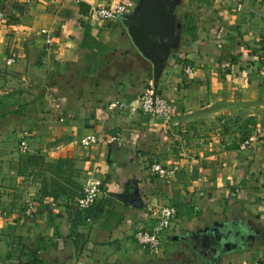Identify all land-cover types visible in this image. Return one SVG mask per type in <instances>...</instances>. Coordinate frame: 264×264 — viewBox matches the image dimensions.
I'll return each instance as SVG.
<instances>
[{
    "label": "crops",
    "instance_id": "0c3cea01",
    "mask_svg": "<svg viewBox=\"0 0 264 264\" xmlns=\"http://www.w3.org/2000/svg\"><path fill=\"white\" fill-rule=\"evenodd\" d=\"M120 1L0 0V252L11 234L49 264L264 262V140L241 148L264 128V0H185L157 87L171 123L139 107L153 63L121 19L93 13ZM88 178L103 191L81 214L71 206ZM169 205L151 255L136 233Z\"/></svg>",
    "mask_w": 264,
    "mask_h": 264
},
{
    "label": "built area",
    "instance_id": "2783aa9c",
    "mask_svg": "<svg viewBox=\"0 0 264 264\" xmlns=\"http://www.w3.org/2000/svg\"><path fill=\"white\" fill-rule=\"evenodd\" d=\"M32 1V0H30ZM137 0H126L115 2L110 6L97 7L93 10V13L102 19H121L122 16L131 12L136 6ZM234 7L241 11L244 7V0H232ZM1 18V13H0ZM47 42H51V37L47 38ZM10 62H14V59H10ZM186 71L191 72L189 65L185 66ZM124 107L125 104L120 100H116L111 103V107ZM140 110L154 119L162 120L166 123H171L174 117L173 103L164 95L158 92V89L154 85L147 88L141 96L139 103ZM29 132L24 131L20 141L19 150L21 152H27ZM261 138L264 140V128H258L256 133L246 138L241 148H249L258 142ZM108 142H116L119 145L122 144L121 132H116L113 136L109 137ZM82 144L89 145L91 143L98 142V137L94 135H88L81 140ZM153 169L160 172L162 175L165 171L160 165L154 164ZM103 191L102 183L95 178H88L85 180L81 195L76 199L77 205L82 209H88L92 207L101 192ZM30 211L33 207L29 208ZM177 208L173 205L164 206L159 209L158 222L151 228H140L136 233V240L139 245L146 248L151 255H157L161 250V235L163 231L167 230L173 224L177 216ZM254 264H264L263 261L257 260Z\"/></svg>",
    "mask_w": 264,
    "mask_h": 264
},
{
    "label": "water",
    "instance_id": "95a60500",
    "mask_svg": "<svg viewBox=\"0 0 264 264\" xmlns=\"http://www.w3.org/2000/svg\"><path fill=\"white\" fill-rule=\"evenodd\" d=\"M185 0H138L121 20L133 43L154 65L155 88L169 57L180 43L179 8Z\"/></svg>",
    "mask_w": 264,
    "mask_h": 264
},
{
    "label": "rangeland",
    "instance_id": "374dc122",
    "mask_svg": "<svg viewBox=\"0 0 264 264\" xmlns=\"http://www.w3.org/2000/svg\"><path fill=\"white\" fill-rule=\"evenodd\" d=\"M10 238H12L9 242L10 246L7 248L6 252L1 253L0 252V264H19L20 260H23L24 262L29 260L31 257L29 254L30 251L38 249V248H42V245H40L39 242L35 241L34 239H32L31 236L26 237L24 240L19 241L18 239L15 238V236L10 234ZM38 239H40L38 237ZM22 242V246L21 243ZM24 245L27 246V249H24ZM56 257H60V254L57 252L56 253ZM39 256L41 258V260L43 261L42 263L39 264H46L48 262H46L44 260V258H46V256L43 254V252H39ZM49 264V263H48ZM56 264H60L59 262H57Z\"/></svg>",
    "mask_w": 264,
    "mask_h": 264
},
{
    "label": "trees",
    "instance_id": "16d2710c",
    "mask_svg": "<svg viewBox=\"0 0 264 264\" xmlns=\"http://www.w3.org/2000/svg\"><path fill=\"white\" fill-rule=\"evenodd\" d=\"M179 13H180V15L183 16V18L185 17V19H188L189 20V15H188V12L187 11L181 9ZM188 20H185L184 21V25L185 24H188ZM185 29H187V27H184V30ZM60 162L62 163V160ZM71 209H75V210L77 209V212H80L81 214H84V212L87 213V210H84V209L80 208L77 205V202L76 201L73 202V205L71 206ZM88 212H89V210H88ZM23 247H24V249H27V246L26 245H24ZM28 255H30L31 258L29 260L25 261V262L23 260H20L19 261V264H39V263H42L43 262L41 260L40 256H39V248L30 251Z\"/></svg>",
    "mask_w": 264,
    "mask_h": 264
}]
</instances>
